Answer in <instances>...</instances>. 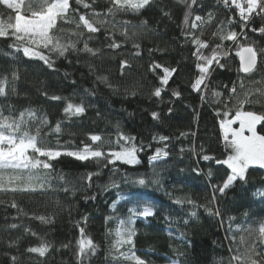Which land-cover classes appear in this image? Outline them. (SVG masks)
<instances>
[{
  "label": "trees",
  "instance_id": "trees-1",
  "mask_svg": "<svg viewBox=\"0 0 264 264\" xmlns=\"http://www.w3.org/2000/svg\"><path fill=\"white\" fill-rule=\"evenodd\" d=\"M84 2L93 4V9L99 13H105L109 7V0ZM70 3L82 12L91 11L77 5L75 0H70ZM202 4L203 11L197 9L195 14L204 16L211 10L217 23L236 15L222 4V0H202ZM161 9L170 12L171 16L162 15ZM183 12V6L177 0H154L152 7L139 13L128 10L95 17L103 22V26L100 32L92 34L89 47L98 49V54L92 56L72 49L64 56L49 53L54 62L52 68L37 58L25 57L22 50L10 49L9 45L15 43L14 38H0V74L7 71L10 75L16 70L19 75V79L7 89L8 99L0 97V105L12 104L16 115L27 108L36 110V119L32 121L30 130L35 133L39 126L43 143L61 151H75L84 144H91L90 135L95 134L101 136L105 152L119 151L122 146L135 144L139 160L137 164L119 160L109 163L104 157L80 161L62 155L52 161L53 170L44 188L27 192L0 191V264H12L11 256L18 257V264H77L76 241L80 237L81 226L98 245L96 253L86 264H132L112 259V246L117 238L115 230L121 227L120 220L127 221L129 217L133 223H125L123 227L135 230L133 239L137 255L148 264H171L175 259L188 264H230V257L236 249L240 247L243 250L241 235L245 240L254 239V235L250 237L244 230L249 227L256 229L264 222V195L260 194L264 193V172L250 166L246 182L237 180L223 195L217 193L214 202L211 196L212 186L220 183L231 171L227 165L216 163L231 151L226 147L220 130V120L224 119L222 113L226 110L221 101L228 99L233 82L241 78H244L245 88L264 87L252 83L261 80L264 66L255 75L239 72L238 48L231 41H224L225 45H232L228 56L221 60L225 68H215L207 81L208 88L202 93L193 91L190 85L196 71L191 52L195 46L186 43L181 35V29L185 27ZM9 15L12 13L5 6H0V18L7 20ZM145 20L146 28L141 27ZM124 22H129L127 30L130 37L137 34L134 39L141 45L139 55H133L137 50L131 41L123 43ZM76 23L78 15H70L67 22L58 21L56 34L75 40L71 33L78 31ZM262 23L264 20L254 17V22L244 31L249 40L264 48L261 33L252 31ZM60 29L64 30L63 33ZM215 30L216 23L205 25L202 39L210 44L219 43L212 37ZM235 30L239 32L240 28ZM107 33H113L122 47L110 49L108 46L112 40ZM83 40H88L87 33L78 43V49L83 48ZM240 43H245L243 37ZM157 48L162 51H156ZM209 51L205 50V54ZM9 52L11 54L6 55ZM121 60L129 62L123 72ZM153 61L164 66L179 65L180 69L159 98L153 96L152 91L160 86L158 76L162 69L153 72ZM100 76L107 77V80H99ZM12 87L15 92H12ZM173 90H178L181 95L173 96ZM53 95L62 99H49ZM201 95L205 97L203 100ZM68 100L74 104L83 101L86 111L79 116H67L63 108ZM258 108V105L255 108L245 105L244 110L255 111ZM216 109L221 111V115H217ZM153 112L160 114L159 119L152 117ZM234 114L235 109H232L229 117ZM44 117L48 124L40 125ZM57 122H60L59 132L54 131ZM257 130L264 135V126L260 125ZM181 133L188 135L182 136ZM121 134L134 139L129 142L122 139ZM161 135L169 137V140L160 142ZM141 146L142 151L139 150ZM157 147L169 155L151 161L149 158ZM205 154L214 159L203 160ZM40 174L45 175L46 170ZM88 174H93L91 180ZM139 177L158 179L159 184L143 188L133 183ZM134 192L143 193V199L137 202L131 195ZM177 198H187L193 204L187 200L178 204L175 202ZM13 202L17 207H12ZM145 204L154 208L155 215L145 218L132 216L128 211L130 208L142 210ZM217 208L220 216L208 211ZM192 212L196 215L191 216ZM39 216L45 217V222L36 219ZM83 217H87L86 225ZM108 217L111 219L106 220ZM78 221L81 224L78 225ZM12 225L17 227L12 228ZM32 232L51 243L45 257L26 252L27 248L39 242ZM10 243L12 247H9ZM64 244H69V247L62 248ZM128 247L124 245L121 250L126 251Z\"/></svg>",
  "mask_w": 264,
  "mask_h": 264
},
{
  "label": "snow or ice",
  "instance_id": "snow-or-ice-1",
  "mask_svg": "<svg viewBox=\"0 0 264 264\" xmlns=\"http://www.w3.org/2000/svg\"><path fill=\"white\" fill-rule=\"evenodd\" d=\"M75 3L82 5L85 10L91 11L82 12L79 7L73 8L70 0H38V6L37 0H28L26 10L24 7L26 0H0V6H5L12 13L7 20L0 18V38H14L15 43L9 45L10 49L14 48L17 52L22 50L25 57L37 58L44 65L52 68L54 62L51 60L49 53L64 56L69 49H72L74 51H83L92 56L98 54V49L89 47V40L92 39V34L100 32L103 26V22L97 21L94 19L95 17L115 15L128 10L139 13L141 10L152 7L154 0H109V7L105 13L96 12L93 9V4L85 3L84 0H75ZM177 3L182 5L184 9L182 23L185 27L181 29V35L186 43L195 46L194 51L191 52L196 71V75L190 85L193 91L202 93L204 89L208 88L207 81L215 68H225L226 65L221 60L228 56L232 45H225L224 41H231L238 48L237 54L240 57L239 72L247 75H255L260 72L261 66H264V48L259 47L255 41L249 40L244 29L254 22V17H260L264 20V0H223V4L227 8H231L236 15L228 17L226 20H220L218 23L216 22L215 13L211 10L205 13L204 16L195 14L197 9L203 11L202 0H177ZM161 12L164 16H171L168 11L161 9ZM70 15H78V23H76L78 31L71 33V35L76 37L75 40L62 38L56 34L57 22H67ZM237 15L239 17L238 20ZM234 21L236 23L233 26ZM212 23H216V30L212 32V37L218 39L219 43L210 44L208 40L202 39L204 26ZM147 26L146 20L141 22V27L146 28ZM229 26L232 27L230 28ZM128 27L129 22H124V30L121 33L124 37L123 43L126 44L131 41L133 48L137 50L133 55H139L141 45L134 39L137 34L133 33L130 37L127 30ZM131 27L134 28L136 26L131 25ZM236 27L240 28L239 32L235 30ZM63 31V29H60V32L63 33ZM252 31L261 33V39H264V23L258 28L254 27ZM197 32L200 34L198 35ZM86 33L88 34V40H83V48L78 49L77 45ZM107 36L112 40L108 46L110 49L122 47V43L115 40L113 33H107ZM241 37L245 41L243 44L240 43ZM62 39H66V42H62ZM155 50L162 51L159 48ZM205 50H210L209 54H205ZM149 51L151 52L153 49ZM10 54L11 52L6 53V55ZM127 66H129V62L121 60L120 67L122 72ZM158 69H162V74L158 76L160 86L153 89L152 95L159 98L165 86L169 84L174 74L178 73L180 69L179 65L176 67L164 66L153 61L151 70L156 72ZM260 74L261 80L253 81V84L264 85V72ZM18 79L19 75L16 70H13L10 75L7 71L0 74V97L7 100L9 85L14 84ZM98 79L106 81L107 77L100 76ZM238 88L240 89L239 92ZM12 92H15L14 87H12ZM44 95L47 96L48 94L45 92ZM172 95L179 97L181 93L178 90H173ZM214 95L220 96L221 93H214ZM204 98V95H201V99L203 100ZM49 99L61 100L62 97L53 95ZM221 103H223L226 110L222 113L224 119L220 120V127L224 132L226 147L230 148L231 151L225 159H217L216 163L227 165L231 171L220 183L212 186L211 200L213 202L217 199V193L223 195L237 180L246 182V174L250 166L259 165L260 168H264V135L257 131L258 124L264 126V87L245 88L244 78H241L239 81L233 82L231 89L228 91V99L221 101ZM229 105H232V107L229 108ZM245 105L251 108H255L258 105L259 108L255 111L244 110ZM232 109H235V114L229 118V113ZM85 111L86 108L83 101L79 104H74L71 100H68L63 108V112L69 117L79 116ZM168 111L171 112L172 109L169 108ZM6 112L7 114H5ZM216 112L217 115H221L219 109H216ZM15 113L16 109L12 104L0 105V191L27 192L35 191L37 188H44L49 183L51 170H53L52 161L57 160L62 155L74 157L80 161L104 157L108 159L109 163H115L118 160L127 164L139 163L136 156L138 149L135 144H132L131 147L122 146L119 151L109 150L105 152L102 150L101 136L95 134L90 135L91 144H84L78 150L61 151L59 148H53L41 141V129L39 126L36 128L35 133L30 130L32 121L36 119V110L27 108L19 111L18 115ZM151 115L154 119H159L160 116L157 112H153ZM237 121L239 122V127L233 128L232 125ZM39 123L40 125H47V118H42ZM54 131H60V122H57ZM246 131L249 135H245ZM229 134L231 139H229ZM181 135H188V133H181ZM121 138L129 142L134 139L133 137H123L122 134ZM153 139L157 138L153 137ZM168 140L169 137L167 136H159L160 142ZM148 147H151V144ZM166 147L167 145L165 144ZM139 150L142 151L143 146ZM201 151H203V148ZM168 155L167 151L157 147L154 155L149 159L156 161ZM202 159L208 161L214 159V157L205 154ZM42 170H46L45 175L40 174ZM92 175L88 174L89 180H91ZM208 175H212L211 171H209ZM133 183L146 188L149 184H159V180L139 177ZM112 186L114 187L115 185L113 184ZM260 194L264 195V193ZM131 195L137 202L142 200L144 196L140 192H134ZM185 200L187 198H177L175 202L180 204L184 203ZM187 203L193 204V201L187 200ZM12 207H17L15 202L12 203ZM112 207L115 209V202H113ZM128 211L132 216L139 215L145 218L155 215L154 208L149 204H145L142 210L138 211L137 208H130ZM208 211L215 216L221 215L218 208L215 211L212 209H208ZM195 215V212L191 213V216ZM36 219L41 222L46 220L43 216L36 217ZM108 219H111V217L106 218V220ZM82 221L86 225L87 217H83ZM125 223L131 225L133 223L132 218L129 217L127 221H119L121 227L115 230L117 238L112 246V259L118 262L121 260L132 262V264H148V261L137 255L133 239L136 235L135 230L131 227L124 228L123 225ZM77 224L79 225L81 222L78 221ZM11 227L15 228L17 226L12 225ZM26 231H30V229H26ZM244 231H247L250 237L254 235V239L245 240V237L241 235L240 245L243 246V250L240 247L236 249L235 253L230 257V264H264V222H261L256 229L249 227ZM79 233L80 237L76 241V261L77 264H86L89 257L96 253L98 245L86 233L84 226L79 227ZM31 234L37 236L39 242L27 248L26 252L45 257L52 246L51 243L43 237H39L35 232ZM232 240L235 241L236 237L233 236ZM124 245L129 246L126 251L121 250ZM12 246L13 244L10 243L9 247ZM61 247L68 248L69 244L61 245ZM10 260L12 264H18L17 256H11ZM171 264H188V262L175 259L171 261Z\"/></svg>",
  "mask_w": 264,
  "mask_h": 264
},
{
  "label": "water",
  "instance_id": "water-1",
  "mask_svg": "<svg viewBox=\"0 0 264 264\" xmlns=\"http://www.w3.org/2000/svg\"><path fill=\"white\" fill-rule=\"evenodd\" d=\"M237 60H238V66H239V69H240V57H239L238 54H237ZM241 73H242V72H241ZM243 74H244V73H243ZM232 116H234V115H232ZM232 116H230L229 118H231ZM259 126H260V124L257 125V129H258ZM232 127H233V128H238V127H239V122L237 121L236 123H234V124L232 125ZM220 130H221L222 135L224 136V132H223V129H221V127H220ZM257 131H258V130H257ZM260 134H261V133H260ZM245 135H249V133L246 131V132H245ZM261 135H263V134H261ZM229 138L231 139L230 134H229ZM252 166L264 172V168H260L259 165H252Z\"/></svg>",
  "mask_w": 264,
  "mask_h": 264
},
{
  "label": "built area",
  "instance_id": "built-area-1",
  "mask_svg": "<svg viewBox=\"0 0 264 264\" xmlns=\"http://www.w3.org/2000/svg\"><path fill=\"white\" fill-rule=\"evenodd\" d=\"M222 4H223V0H222ZM224 5V4H223ZM225 6V5H224Z\"/></svg>",
  "mask_w": 264,
  "mask_h": 264
},
{
  "label": "rangeland",
  "instance_id": "rangeland-1",
  "mask_svg": "<svg viewBox=\"0 0 264 264\" xmlns=\"http://www.w3.org/2000/svg\"><path fill=\"white\" fill-rule=\"evenodd\" d=\"M230 139V138H229Z\"/></svg>",
  "mask_w": 264,
  "mask_h": 264
}]
</instances>
